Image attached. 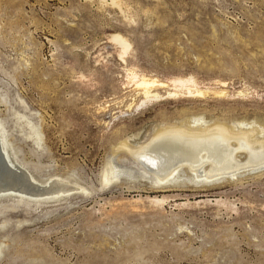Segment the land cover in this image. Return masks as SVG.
Listing matches in <instances>:
<instances>
[{"label":"rangeland","instance_id":"obj_1","mask_svg":"<svg viewBox=\"0 0 264 264\" xmlns=\"http://www.w3.org/2000/svg\"><path fill=\"white\" fill-rule=\"evenodd\" d=\"M111 2L0 0L1 135L37 186L72 191L0 196V264H264V165L159 185L119 148L186 123L264 140V0ZM129 71L207 92L140 107Z\"/></svg>","mask_w":264,"mask_h":264},{"label":"bare ground","instance_id":"obj_2","mask_svg":"<svg viewBox=\"0 0 264 264\" xmlns=\"http://www.w3.org/2000/svg\"><path fill=\"white\" fill-rule=\"evenodd\" d=\"M111 1L114 3L113 1L116 0ZM111 39L122 49L120 56L123 58L131 46L130 43L121 35L114 34ZM128 73L129 80L134 84L137 92L142 95L140 107L166 98L180 95L203 96L207 92L200 89L194 78L190 77L174 79L173 89L166 91L163 95L159 90L167 86L164 83L157 79L141 76L135 71ZM241 131L235 132L233 127L228 128L222 124L193 127L186 123L180 126L163 127L154 134L152 140L147 144L131 147L127 142H123L119 148L129 151L141 166L143 174L150 176L156 184L168 185L177 181L182 168L190 169L196 180H213L223 176H233L241 170L264 165V140L256 138L257 133L262 131L260 132L258 129H252L250 132ZM4 138L0 131V196L15 193L21 198L23 196L52 198V196L72 192L69 183L58 178L51 181L48 187L37 186L35 183L37 181L11 158ZM2 150L4 154H2ZM240 152L248 154L246 162L239 159ZM4 155L13 168L18 170L6 168L1 160ZM110 175L106 172L104 179L111 181L117 176L113 175L110 178Z\"/></svg>","mask_w":264,"mask_h":264}]
</instances>
